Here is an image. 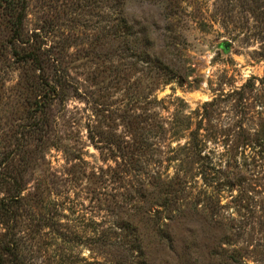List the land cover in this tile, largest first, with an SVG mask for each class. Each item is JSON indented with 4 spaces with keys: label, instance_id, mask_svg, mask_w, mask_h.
<instances>
[{
    "label": "rangeland",
    "instance_id": "374dc122",
    "mask_svg": "<svg viewBox=\"0 0 264 264\" xmlns=\"http://www.w3.org/2000/svg\"><path fill=\"white\" fill-rule=\"evenodd\" d=\"M123 2L26 0L16 41L0 1L6 264H141L116 248L131 225L144 264H264V0H185L203 22L171 29L163 0ZM187 126L206 168L183 193Z\"/></svg>",
    "mask_w": 264,
    "mask_h": 264
},
{
    "label": "trees",
    "instance_id": "16d2710c",
    "mask_svg": "<svg viewBox=\"0 0 264 264\" xmlns=\"http://www.w3.org/2000/svg\"><path fill=\"white\" fill-rule=\"evenodd\" d=\"M4 3V7L7 9L8 14L11 16L12 19V27H13V37L16 38V41H22L23 38H21L20 29L23 22V17L25 14V8H26V0H0ZM108 0H104V2H107ZM243 2H240L241 5H246L249 9L250 5L254 3L252 7L258 9V2L259 0H242ZM232 0H227L228 3L231 4ZM109 7H112L116 13L117 16L120 14L123 8V0H109ZM164 3V20L166 21V28L171 29L176 24H186L191 23L193 24L194 21H198V23L203 22L202 18H195V16L191 15L190 13H187L183 4L185 3V0H163ZM193 17V18H192ZM122 21V18L118 19V24H120ZM182 26V25H181ZM185 29V28H184ZM33 60H37L34 56L32 58ZM38 68H40V63L37 65ZM169 77V76H168ZM171 77H169L170 79ZM248 86V83H245L240 90H238L236 93L240 94L239 97L243 98V89H245ZM239 98V99H240ZM187 134L186 138L187 140L184 142V144H178L176 148L170 150L171 152H177L178 155V181L179 187L181 191L184 193L185 189L189 188L188 182H189V174L193 173L194 170H202L206 168L202 162H200V153L201 149L204 146L205 142V135L199 132L198 127L191 128L190 126H187L185 128ZM196 171V172H197ZM170 185V182L167 183V186ZM186 194L184 195V197ZM215 205L210 206H204L202 211L207 213V216L213 217V215L218 214L217 210V202L213 203ZM173 203H164V211L165 216L167 218H171L174 216H181L184 214L185 210L188 206L181 207L180 205L174 206ZM192 210V205H190ZM196 208V205H193V209ZM209 208V209H207ZM206 209V210H205ZM8 209L5 208L4 200L0 199V224H4L5 222V215H7ZM175 212V214H173ZM12 214V212H11ZM128 225L124 224V227ZM121 228V226H118ZM134 226L131 225L130 228L126 227L127 232L125 234H120L119 237H116L115 239L119 238L116 243L118 246L116 248L120 249V257H128L131 255L132 252H137V257L140 260L141 264H144V250L141 245V239L137 235H133L130 231L133 229ZM3 229V228H2ZM136 229V228H135ZM10 233L7 232H1L0 231V264H6L7 262H13V261H19L21 260L22 256L17 252V244L16 240L14 238V235H9ZM129 235H133L131 238H129ZM129 236V237H128ZM116 264H126L125 260H117Z\"/></svg>",
    "mask_w": 264,
    "mask_h": 264
}]
</instances>
